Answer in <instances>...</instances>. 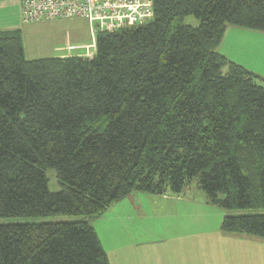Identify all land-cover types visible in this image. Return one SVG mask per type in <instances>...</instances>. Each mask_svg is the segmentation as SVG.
Masks as SVG:
<instances>
[{
    "label": "trees",
    "instance_id": "1",
    "mask_svg": "<svg viewBox=\"0 0 264 264\" xmlns=\"http://www.w3.org/2000/svg\"><path fill=\"white\" fill-rule=\"evenodd\" d=\"M153 7L148 22L97 30L86 56L29 60L20 29L0 30V218L98 215L196 177L223 232L264 238V212L231 213L264 209V83L216 48L228 25L264 31V0ZM0 264L110 263L82 219L0 224Z\"/></svg>",
    "mask_w": 264,
    "mask_h": 264
},
{
    "label": "rangeland",
    "instance_id": "2",
    "mask_svg": "<svg viewBox=\"0 0 264 264\" xmlns=\"http://www.w3.org/2000/svg\"><path fill=\"white\" fill-rule=\"evenodd\" d=\"M183 23L195 27L199 21L186 15ZM19 29L24 56L29 60L74 54L86 56L95 51V46L89 50L79 48L91 42L86 20L29 21L22 23ZM232 34L224 36L218 48L233 57L232 61L256 74L259 83H264V37L248 35V42L233 46L232 42L239 41V36ZM45 176L50 191L62 189L54 168L48 167ZM180 194L199 203L167 201L159 195L133 189L98 215L4 217L0 218V224L86 220L97 232L110 264H264V238L223 232L220 219L225 214L221 208L209 204L205 193L198 188L196 177ZM259 212L264 209L231 211L235 215Z\"/></svg>",
    "mask_w": 264,
    "mask_h": 264
},
{
    "label": "built area",
    "instance_id": "3",
    "mask_svg": "<svg viewBox=\"0 0 264 264\" xmlns=\"http://www.w3.org/2000/svg\"><path fill=\"white\" fill-rule=\"evenodd\" d=\"M23 22L82 19L91 30L140 25L152 19L153 0H19Z\"/></svg>",
    "mask_w": 264,
    "mask_h": 264
},
{
    "label": "crops",
    "instance_id": "4",
    "mask_svg": "<svg viewBox=\"0 0 264 264\" xmlns=\"http://www.w3.org/2000/svg\"><path fill=\"white\" fill-rule=\"evenodd\" d=\"M22 23H24L22 21L21 18V12H20V1L19 0H0V30H7V29H18ZM88 23V30L90 32V37H91V42L90 43H85V44H81L79 45V48H83L85 50H89V48H94L95 46V42H94V38H95V34L94 32L91 30V26ZM234 33L235 35L239 36V41H235L232 42L233 46H238L240 44H243L244 42H248L249 40V36L251 35L252 37H256V38H262L264 37V31H255L254 29H247L241 26H235V25H228L226 27V30L222 36V40L224 38V36H228L229 34ZM233 35V34H232ZM243 41V42H242ZM220 43V42H219ZM217 51H219L221 54L225 55L227 58L229 59H233V57H229V55L227 54L226 51H221L218 46L216 47ZM95 50V48H94ZM237 63V61H236ZM240 65V64H239ZM162 199H165L167 201H169L170 199H177V200H182V201H187V202H197L195 199H189L185 196H182L181 194H158ZM200 204L204 205L203 202H201ZM222 218L220 219L221 222ZM231 234V233H229ZM237 235V234H234ZM248 236V235H247ZM106 252V251H105ZM108 255V253H107ZM108 260H109V256H108ZM110 262V260H109Z\"/></svg>",
    "mask_w": 264,
    "mask_h": 264
}]
</instances>
